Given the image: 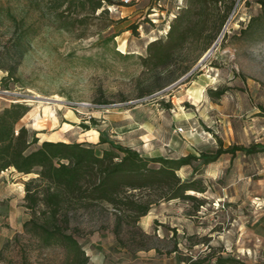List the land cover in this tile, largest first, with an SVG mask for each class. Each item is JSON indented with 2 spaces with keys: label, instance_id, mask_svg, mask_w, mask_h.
Instances as JSON below:
<instances>
[{
  "label": "rangeland",
  "instance_id": "obj_1",
  "mask_svg": "<svg viewBox=\"0 0 264 264\" xmlns=\"http://www.w3.org/2000/svg\"><path fill=\"white\" fill-rule=\"evenodd\" d=\"M186 4L130 0L127 6L109 7V16L99 11L82 19L80 10L62 14L57 0H0V63L17 65L7 86L3 78L8 72L0 71V111L26 102L31 110L20 125L36 132L40 143L89 142L98 154L109 148L98 144L100 131L147 156H199L220 145L264 143L260 0H240L222 30V17L207 13L196 27L200 39L189 51H201L214 32L218 37L209 50L215 49L183 81L155 91L182 69L188 53L175 56L171 69L158 71L145 69L141 57L148 54L150 42L167 37ZM122 18V23L112 22ZM31 25L24 45H15L22 29ZM131 25L139 26L137 32L127 30ZM116 33L120 35L111 40ZM222 89L227 91L218 97ZM178 173L198 179L207 191L192 192L197 201L156 205L141 218V232L124 230L123 242L105 207L73 210L70 227L64 218L60 223L83 246L88 264H218L219 257L228 256L264 264V153L224 154L197 172L185 167ZM23 176L21 180L13 172L0 179V194L12 197L17 206L25 205L18 183L37 175ZM3 212L9 214V209ZM22 219L11 222L8 215L1 220L0 264L75 263L66 241H48L38 225L21 227ZM35 219L45 221L40 214Z\"/></svg>",
  "mask_w": 264,
  "mask_h": 264
},
{
  "label": "trees",
  "instance_id": "obj_2",
  "mask_svg": "<svg viewBox=\"0 0 264 264\" xmlns=\"http://www.w3.org/2000/svg\"><path fill=\"white\" fill-rule=\"evenodd\" d=\"M239 1L187 0L186 6L173 20L167 37L150 42L148 54L141 57L145 69L158 71L171 69L175 56L188 53L182 69L172 72L169 81L155 91L189 73L216 41L218 35L214 32L201 51L192 55L189 51L200 39L196 27L206 14L211 12L220 15L223 19L220 24L222 30ZM260 3L264 5V0H260ZM127 5L123 0H57L56 7L60 10L64 8L62 14L80 10L81 18L84 19L99 11L101 16H109V7ZM195 15L198 17L195 18ZM125 20L122 18L112 22L122 23ZM138 28V25H131L127 30L137 32ZM31 29L32 25L22 29L15 45L23 46ZM119 35L113 34L111 40ZM1 70L8 72V77L3 78L7 86L5 81L16 77L17 65L7 68L0 63ZM226 91H219L218 97H222ZM30 110L26 102H13L0 111V172L14 170L19 175H37L24 183L26 205L33 213L32 219L27 220L24 227L28 229L33 223L38 225L46 240L66 241L75 253L74 264H88L90 257L78 239L67 234L60 223L64 218L66 226L70 227L73 210L97 206L108 208L114 217L113 231L118 240L123 242L124 230L129 227L141 232V218L156 205L175 199L197 201L198 197L192 192L207 191L200 184L201 181L193 176L183 179L178 173L183 168L193 167V171L197 172L201 166L218 161L224 154H231L235 158L238 152L247 155L264 153V143H254L250 146L220 145L215 152H202L199 156H147L100 131L98 144H108L109 148L98 154L95 144L89 142L46 140L40 143L36 132L20 125ZM84 126L89 129V126ZM196 162L199 164L196 165ZM38 214L43 215L45 221L36 222ZM217 263L247 264L233 256L219 257ZM191 264L205 263L191 261Z\"/></svg>",
  "mask_w": 264,
  "mask_h": 264
},
{
  "label": "crops",
  "instance_id": "obj_3",
  "mask_svg": "<svg viewBox=\"0 0 264 264\" xmlns=\"http://www.w3.org/2000/svg\"><path fill=\"white\" fill-rule=\"evenodd\" d=\"M13 171L14 170L0 172V179L4 178L5 175L9 173H13ZM20 176H21L20 177L21 180L24 179L23 175ZM24 183L25 181L23 183H18V184L20 185L21 189H23L22 198L25 200L26 192L24 191V187H25ZM3 186H4V180L0 182V188H2ZM23 203H25V205L17 206L16 203H14L12 197H9L8 195L0 194V224H1V220L9 215V219L11 220V222L12 220H16V218L18 219L23 218L22 224H20V226L23 227L24 223L30 218V210L26 205V201H23ZM3 208H8L9 214L3 212Z\"/></svg>",
  "mask_w": 264,
  "mask_h": 264
},
{
  "label": "water",
  "instance_id": "obj_4",
  "mask_svg": "<svg viewBox=\"0 0 264 264\" xmlns=\"http://www.w3.org/2000/svg\"><path fill=\"white\" fill-rule=\"evenodd\" d=\"M215 47H216V45L213 46L212 49L208 51V53H207V54L202 58V60L200 61V64L205 60L206 57H208V56L212 53V51L215 49ZM183 80H184V77H183L182 79H180L179 82H181V81H183Z\"/></svg>",
  "mask_w": 264,
  "mask_h": 264
},
{
  "label": "bare ground",
  "instance_id": "obj_5",
  "mask_svg": "<svg viewBox=\"0 0 264 264\" xmlns=\"http://www.w3.org/2000/svg\"><path fill=\"white\" fill-rule=\"evenodd\" d=\"M95 134H99V132L98 131H96V130H92Z\"/></svg>",
  "mask_w": 264,
  "mask_h": 264
},
{
  "label": "built area",
  "instance_id": "obj_6",
  "mask_svg": "<svg viewBox=\"0 0 264 264\" xmlns=\"http://www.w3.org/2000/svg\"><path fill=\"white\" fill-rule=\"evenodd\" d=\"M129 2H130V0H125V3H127V4H128Z\"/></svg>",
  "mask_w": 264,
  "mask_h": 264
}]
</instances>
